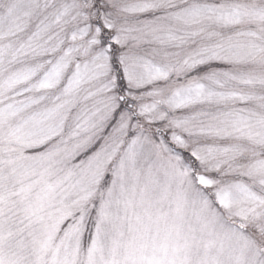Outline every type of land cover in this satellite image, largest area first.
<instances>
[{"label": "snow or ice", "instance_id": "obj_1", "mask_svg": "<svg viewBox=\"0 0 264 264\" xmlns=\"http://www.w3.org/2000/svg\"><path fill=\"white\" fill-rule=\"evenodd\" d=\"M0 264H264V0H0Z\"/></svg>", "mask_w": 264, "mask_h": 264}]
</instances>
